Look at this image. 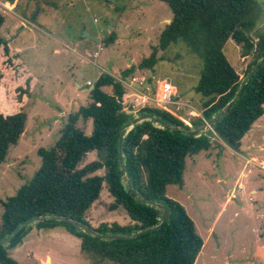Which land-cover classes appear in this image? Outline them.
<instances>
[{"label": "rangeland", "instance_id": "1", "mask_svg": "<svg viewBox=\"0 0 264 264\" xmlns=\"http://www.w3.org/2000/svg\"><path fill=\"white\" fill-rule=\"evenodd\" d=\"M257 1L264 9V0ZM0 13L5 18L0 37H10L20 48L17 56L0 48V113L22 110L27 114L23 134L0 164V201L14 195L33 177L41 164L37 150L51 147L68 114L90 102L88 81L94 82L100 74L120 80L125 69L133 67L132 75L122 84L123 105L134 115L143 106H156L137 94L144 91L152 97L157 82L163 81L174 87L172 101L182 102L169 106L174 115L189 126L191 119L200 115L190 110L200 111L203 101L195 90L202 60L181 41L165 49L159 46L160 33L172 18L165 2L18 0L11 11L0 3ZM263 26V18L256 21L257 28ZM6 31L11 32L8 38ZM85 31L100 42L85 37ZM110 33L114 41L105 44ZM240 52V46L231 40L224 44V54L243 81L251 56L242 57ZM152 53L153 65L139 66ZM103 90L112 92L111 87ZM77 126L91 133V119L80 118ZM215 139L210 150L186 158L183 185H168L166 194L184 206L203 239L194 264H264V173L253 169V174L240 178L246 160L241 156L264 158V118L243 136L241 150ZM94 159L95 151L89 152L79 166ZM237 178L245 187L243 192L235 191ZM252 189L256 191L249 195ZM112 201L104 187L85 213L91 227L129 222L122 207L109 209ZM2 211L0 204V224ZM9 252L20 264H93L81 252L80 239L62 225L39 228L33 223L22 243Z\"/></svg>", "mask_w": 264, "mask_h": 264}, {"label": "trees", "instance_id": "2", "mask_svg": "<svg viewBox=\"0 0 264 264\" xmlns=\"http://www.w3.org/2000/svg\"><path fill=\"white\" fill-rule=\"evenodd\" d=\"M13 1V0H9ZM172 11V18L159 36V46L165 49L181 41L203 63L201 77L195 87L203 101L200 116L185 124L178 116L156 106H143L138 115L151 114L168 126L150 119L131 126L123 139V161L128 182L139 195L166 205L168 221L152 232L132 239H102L82 229L57 220L34 223L35 226L62 225L80 239V250L93 264H194L203 246L192 218L178 201L166 194L168 185H183L186 158L208 151L215 137L233 150L241 146L243 136L264 113V60L242 88L239 97L212 124V130L198 135L181 129H202L205 121L216 115L235 95L242 81L224 54V44L231 40L240 46L241 56H251L245 76L264 55V26L256 27L264 9L257 0H161ZM4 16L0 13V27ZM113 35L104 41L113 42ZM0 48L8 53L7 42L0 37ZM155 55L139 66H152ZM125 69L120 80L100 74L89 91L90 102L69 113L60 136L49 148L40 147L38 170L17 192L0 201L3 208L0 240L32 217L65 216L86 225V211L99 198L105 187L113 201L110 210L122 207L129 222L120 225L100 223L92 227L101 234L131 235L159 223L161 210L131 193L122 180L118 160V135L123 125L135 115L123 105L125 80L133 73ZM1 79V75H0ZM111 87L106 93L103 88ZM91 119L92 130L86 134L77 126L78 120ZM27 114L0 113V164L8 149L17 144L26 126ZM179 127L180 129H173ZM95 151L96 159L79 166L87 153ZM103 169V174L95 172ZM28 226L15 234L6 245H0V264H20L9 250L19 246L29 232ZM91 227V226H90Z\"/></svg>", "mask_w": 264, "mask_h": 264}, {"label": "water", "instance_id": "3", "mask_svg": "<svg viewBox=\"0 0 264 264\" xmlns=\"http://www.w3.org/2000/svg\"><path fill=\"white\" fill-rule=\"evenodd\" d=\"M35 14L32 16V19L35 18ZM170 21H168L169 23ZM85 37H87L88 39H90L91 41H94L96 44H98L100 42V38L98 37H94L91 35H88L85 31ZM264 60V55L257 61V63L255 64V66L248 72V74L245 76L244 80L241 82L239 88L237 89V91L235 92L234 97L226 103V105L216 114L214 115L210 120L205 121V126L202 129H190V130H184L181 129V131L183 133L189 134V135H198L201 133H204L205 131L208 130H212V124L215 122V120L217 118H219L226 110L227 108L239 97L242 88L248 83V81L250 80V78L252 77V75L254 74V72L256 71L257 67L262 63V61ZM95 82V81H94ZM94 82L91 84V86L88 88V92L90 90L93 89L94 87ZM132 110H127L128 113H131ZM146 119H150L152 120L154 123L156 124H160L162 126H168L166 123L161 122L157 117L151 115V114H141V115H135L130 121L126 122L122 129L119 132L118 135V160H119V165H120V170L122 173V180L125 183L126 187L128 188V190L135 194V196L140 199L141 201L147 203V204H151L154 205L156 208L161 210V214H160V218H159V223L152 226V227H147L145 229L142 230H138L136 232H134L131 235H125V234H111V233H106V234H101L98 233L97 231H95L92 227H90L89 225L80 223V222H75L73 219L69 218V217H65V216H57V215H41V216H37V217H32L29 220H27L26 222H24L22 225H20L15 231L14 233L7 239H1L0 240V245H6L8 243V241L15 235L17 234L19 231H21L22 229L32 225L33 223L36 222H41V221H45V220H57V221H64L67 223H70L80 229H82L83 231L88 232L89 234L102 238V239H107V240H111V239H132L135 238L139 235L142 234H146L149 232H152L153 230L159 228L162 224H164L166 221H168L169 217H170V210L168 209V207L166 205H163L161 203L158 202H152L149 200H145L143 199L138 192H136L134 190V188L131 186V184L128 182V177L126 174V170H125V165H124V161H123V139L128 131V129L143 121ZM172 128V127H170ZM173 129H180L179 127H173Z\"/></svg>", "mask_w": 264, "mask_h": 264}, {"label": "built area", "instance_id": "4", "mask_svg": "<svg viewBox=\"0 0 264 264\" xmlns=\"http://www.w3.org/2000/svg\"><path fill=\"white\" fill-rule=\"evenodd\" d=\"M88 84L90 85L91 82L88 81ZM173 93H174V87L169 82L167 81L161 82L158 85L156 92H155V96H154V102H155L156 107H159L163 110L173 113L169 107L173 103L172 101ZM247 165L251 167L246 168ZM253 168H256L261 173H264V161L257 162V160H255L254 158L246 159V165L244 166V169L241 172L240 178L241 176L247 177L249 174H251ZM243 188L244 186L242 185V183L240 182L238 178L236 181L235 191L241 192ZM250 198L251 196L249 197V200Z\"/></svg>", "mask_w": 264, "mask_h": 264}, {"label": "crops", "instance_id": "5", "mask_svg": "<svg viewBox=\"0 0 264 264\" xmlns=\"http://www.w3.org/2000/svg\"><path fill=\"white\" fill-rule=\"evenodd\" d=\"M17 2H18V0H13L12 2L11 1H9V0H0V3L4 6V7H6L9 11H11V8L13 9V8H15V6L17 5ZM3 16H4V13H1ZM4 21H5V18H4ZM4 23V22H3ZM2 25H4V24H2ZM15 26L13 25L11 28H14ZM1 28V27H0ZM7 32V38L9 37V36H11V32H8V31H6ZM13 33V32H12ZM10 38V37H9ZM9 38L8 39H5V41L7 42V45H8V49H9V53L10 54H13L14 56H17V51L18 50H20V48L19 47H17L16 45H14L13 44V40L12 41H10L9 40ZM97 78H95L94 79V81L96 80ZM93 82H91V84H92ZM161 82H157V87H158V85L160 84ZM137 86H138V83H135ZM78 86V85H77ZM91 86V85H90ZM89 86V87H90ZM88 87V88H89ZM146 89V87L144 88V89H141L140 91H143V90H145ZM157 89V88H156ZM155 92H156V90H155ZM137 96L138 97H140L141 99H143V100H147V99H150V100H152V101H154V96H155V93H154V95H152V97H150L149 96V93H144V91L143 92H139L138 94H137ZM173 104H182V102H180V101H178V102H173L172 103V105ZM183 104H185V103H183ZM171 105V106H172ZM174 106V105H173ZM172 106V107H173ZM187 106V105H186ZM189 107V106H188ZM197 112H199L198 110H196V109H193V108H191V110H190V113H193V114H196ZM200 113V112H199ZM192 116H194V115H192ZM200 116V115H199ZM264 118V113L262 114V116L258 119V120H256V122H258L260 119L262 120ZM256 122H254V123H256ZM254 125V124H253ZM252 125V126H253ZM252 128V127H251ZM250 128V129H251ZM241 144H242V141H241ZM222 145H225V143H223L222 142ZM243 147H242V145L240 146V148L238 149V150H241ZM262 149V148H261ZM238 150H235V151H238ZM242 153V152H241ZM240 154V153H239ZM241 156V155H240ZM241 158H246V159H248L249 158V156L247 155V156H241ZM250 158H254L255 160H257V162H260V161H264V158H262V159H260V158H255L254 156L252 157V156H250ZM246 165V160H245V162H244V164H243V168H242V170L241 171H243V169H244V166ZM253 169H256V168H253ZM253 169H252V172H254L253 171ZM257 170V169H256ZM258 171V170H257ZM260 174H262L263 175V173H261L260 171H258ZM251 174H253V173H251ZM264 176V175H263ZM238 179V178H237ZM244 189H245V187L243 188V190L241 191V192H243L244 191ZM255 189H252L251 190V193H249V195H254V193H255ZM250 197V196H249ZM203 244H204V242H203ZM203 247V246H202Z\"/></svg>", "mask_w": 264, "mask_h": 264}]
</instances>
